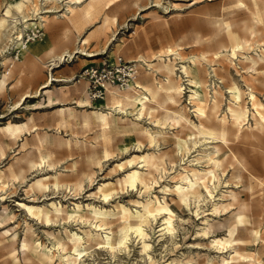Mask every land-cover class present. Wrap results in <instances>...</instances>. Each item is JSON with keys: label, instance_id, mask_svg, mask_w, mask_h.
<instances>
[{"label": "rangeland", "instance_id": "1", "mask_svg": "<svg viewBox=\"0 0 264 264\" xmlns=\"http://www.w3.org/2000/svg\"><path fill=\"white\" fill-rule=\"evenodd\" d=\"M36 1L41 8L39 12L51 9L53 13L46 14L50 16L46 27L24 32V40L32 43L38 53L53 47L56 56L64 55L65 51H70L72 56L65 55L64 60L51 61L49 57L42 59L40 54L34 69L27 63L31 57L29 53L17 59L19 51L14 46L17 29L11 30L10 27L8 35L0 39V76L13 65L15 71L7 80L5 93L0 96V264H24L20 244L27 225L33 227L39 242L52 247L54 260L46 264L58 261L61 264H209L211 258L220 255L218 246L212 242L215 238L230 241L223 254L232 259V264H264V138L254 134L248 124L243 127V136L230 144L232 152L244 164L240 161L232 163L228 159L224 175L220 172L221 183L214 192L216 199L221 191L243 189L241 200L249 204L245 212L247 217L244 223L236 225L231 218L236 205L213 213V201L203 188H200L203 197L199 200L178 196V180L173 176L185 166H206V160L197 157L205 144L203 138L195 147L190 143L191 149L182 155L177 152L173 136L158 137L156 144L151 145L142 134L145 128L157 129L152 120L159 118L165 121V128L177 132L178 125L166 119L167 110L175 107L173 103H167V107L156 105L151 119L146 116L138 119L136 112H131L120 119V126L105 128L95 116L104 110L108 102L107 92L103 98L90 99L89 105L78 102L85 99V94L89 95L87 81L79 78L86 68L95 65L112 70L117 65L121 68L127 66V69L134 66L137 74L127 79L128 84L152 83L164 74L157 71V60L149 69L142 58L151 60L154 55L164 54L165 48L173 47L177 41L183 47L184 64H189L188 59L193 55L205 56L202 77L209 84L220 85L228 97V80L222 83L219 76L209 74L211 66L218 67L220 60L216 57L221 51L219 41L222 40L217 20L234 23L232 30L247 37V28L255 25L251 12L258 15V27L264 30L262 3L241 0L245 3L243 6L240 0H111L109 9L102 8L98 15L83 19L67 34L68 22L54 16L65 11L66 0L56 3ZM10 2L0 0V18ZM28 13L32 14L31 10ZM176 62L184 87L179 106L188 102L189 87L179 69L183 64L181 59L178 57ZM242 67L237 68L247 82L233 68H230V74L243 90V105L252 108L248 87H252L255 100L264 103V86L260 82L252 83ZM47 82L51 84L42 88ZM109 90L134 93L129 85L125 89L111 87ZM29 91L33 93L27 96ZM143 95L145 93L139 96ZM189 116L198 123L192 108ZM183 135L187 139H197V134L187 128H183ZM104 146L109 149L108 157ZM157 148L167 153L168 158L164 159L166 172H155L147 181L149 189L120 183L132 168L142 164L137 160L129 165L130 159L157 151ZM222 153H228L226 146H223ZM41 156L49 157L53 167L43 163L32 169L25 168L24 178L13 173L15 165L21 162L18 161L20 158L39 162ZM55 171L63 174L62 181L66 185L81 181L82 189L77 194L69 188H50L44 193L26 191L33 178ZM99 187H103V191L93 194ZM103 193L109 194L107 199ZM149 196H156L162 204H167V210L150 222L147 237L143 240L129 225L137 222L138 204L135 201H143ZM51 202H59L64 208L55 222L43 221L37 213L30 214L24 207L47 206L51 210ZM3 207L7 210L3 211ZM123 208L132 215L126 216L127 211L124 212ZM8 213H13V218H5ZM169 217L172 232L163 229L164 220ZM206 218H214L215 225L204 233L203 220ZM233 226L236 229L229 235ZM84 231L99 233L100 241L109 244L87 243ZM67 232L81 237L76 245L77 251L73 249L75 241L68 240ZM15 233L14 251L10 248V241ZM55 237L63 241V246ZM110 244L115 246L113 252L108 248Z\"/></svg>", "mask_w": 264, "mask_h": 264}, {"label": "bare ground", "instance_id": "2", "mask_svg": "<svg viewBox=\"0 0 264 264\" xmlns=\"http://www.w3.org/2000/svg\"><path fill=\"white\" fill-rule=\"evenodd\" d=\"M49 1L56 3L59 0ZM257 1L261 2L264 8V0ZM111 3V0H66L64 2L65 11L58 15L54 13V16L55 18H64V21L68 22L67 26L66 24L64 25L66 26L65 32L68 34L72 26L78 25L83 19H91L93 16L98 15L102 8L109 9ZM240 3L245 6L243 1L240 0ZM6 7L8 8L0 18V39L2 36L8 35L7 31L10 27L11 30L17 29L14 46H16V50L19 51L18 60L21 59L20 56L25 57V55L29 53L31 57L27 60V63H29L31 68L35 69L37 67L36 60L40 54L42 59L49 57L52 58L51 61L64 60L65 55H68L69 58L72 56L70 51H65L64 55L56 56L53 47L44 48V50L38 53L37 50L32 47V43L24 40V32H28L31 29L36 30L40 26L46 27V23L49 22L48 18L50 17L46 14L53 13V10L46 9L43 12H39L41 8H39L36 0H11L9 6ZM27 8L29 9L28 11L31 10L32 14L29 15ZM54 8L56 7H52V9ZM251 14L255 25L253 24L247 28V37H241L235 30H232L234 23H227L222 21V19L217 20V26L219 27V34L222 40L219 41L221 44V51L216 53V57L220 60L218 67L211 66L209 74L213 73L214 76H219V80L222 83H226L228 80L226 86L228 97L225 96V91L220 85L215 82L209 84L208 80L202 77L201 73L204 72L203 61L207 60L205 56L200 57L193 55L188 59L189 64H184L186 63V58L181 55L183 47L182 44L177 41L173 47H166L164 54L154 55L151 60L142 58L149 66V69L153 68L155 65L154 61L157 60L159 63L157 71L164 74L162 78L156 77L154 82L143 85L131 82L129 88L133 89L134 93L121 94L115 90L111 91L108 88V102L104 110L100 111L95 116L96 121L105 128L114 127L120 126V119L124 116H128L131 112H136L138 119L145 116L151 119L153 112L156 111V105L167 107V103H173L175 107H173L171 111L167 110L166 119H170L173 124L178 125V131L175 133L169 131V129L165 128V121L159 118L154 121L152 120V122H155L154 127L157 129L145 128L142 134L151 145L156 144L158 137L167 138L173 136L176 139L177 152L182 155L191 149L189 146L190 143L195 147L200 139L203 138L205 142L203 146L205 147L202 146L201 152L197 154V157L198 159H205L206 166L201 168H188L185 166L183 170L178 171L177 174L173 176V178H177L178 180V185L176 186L178 196L193 197L199 200L203 197L200 191V188H203L207 196L213 201V213L220 209L226 210L236 205V210L231 214V218L235 220L236 225L244 223L247 217L245 212L248 210L249 204L241 200L240 192L243 189L221 191L216 199L214 192L221 183L220 172L224 175V165L228 159H230L232 163L240 161L239 157L232 152L230 144L231 141L238 140L243 136L244 125L248 124L254 134L261 139L264 138V103L257 102L252 87H248V95L252 101V108L243 105V90L232 80L230 74V68H233L235 72L239 74L237 67L242 65V68L248 76H250V81L252 83L260 82L262 86H264V30L258 27L260 23L258 15L255 12H251ZM62 24H64V22ZM64 34L66 36V33ZM84 42L85 39H83V43ZM39 48L41 47L39 46ZM77 52L78 51H75V53ZM178 57L183 63L179 69L186 77L189 87L188 102L183 105L180 104L179 106L178 101L183 97L184 87L181 83V77L178 76V66L176 64L178 63L176 62ZM12 62L14 63L13 60ZM4 63H6V60ZM13 67L14 65L12 68ZM12 68H10L7 73L3 72L0 76V96L5 93L9 76L13 75L15 72ZM241 77L247 82V79L242 75ZM49 84L51 83L47 82V84L42 85V88L48 87ZM30 93L33 92L29 91L26 95L28 96ZM141 93H145V95L139 96ZM89 101L90 97L87 93L85 94V99L78 102L80 105H89ZM188 105L191 107H188ZM191 108L198 123L193 121L189 116ZM124 126L126 127V125ZM183 128L194 131L197 134V139H187L183 135ZM14 130H18V128H14ZM223 146L228 148V153H222ZM103 150L108 157L110 152L107 146H104ZM165 158H168L167 153L157 148V151L147 152L130 159L127 162L129 165L137 160H140L142 164L137 168H132L122 178L120 183L128 184L130 187L140 185L145 189H149L147 181L153 177L154 173L166 172L164 163ZM18 161L21 162L15 165L13 173L19 178H24L25 168L32 169L36 166H41L43 163L47 164L50 168L53 167V161L47 156H41L39 162L32 158L24 157L20 158ZM240 162L244 164V161ZM120 166L122 167L123 164ZM62 175L61 172L55 171L54 174L37 176L27 184L26 191L44 193L50 188L54 190L69 188L73 193L77 194L82 189L83 185L81 181H76L73 185H66L62 181ZM231 176H233V174H231ZM238 181L240 182V180ZM102 191L103 187H99L98 191L93 194L97 195ZM102 195L104 199H107L109 196V194L106 193ZM135 202L138 204L137 222L135 224H130L129 228L144 240L147 237V227L150 225V222L155 220L160 213L167 210V204H162L156 196H149L143 201ZM24 207L30 214L37 213L40 219L46 222H55L64 211L63 205L59 202H51L49 204L51 210H48L47 206L37 208L31 205H24ZM76 207L80 208V205L76 204ZM123 209L124 212L127 211L125 212L126 216L132 215L130 211L125 208ZM6 210L7 208L3 207V211ZM1 215L0 213V216ZM13 215V213H8L5 218H13ZM164 221L165 226L163 229L167 232H172L173 225L170 217ZM203 224L204 227L202 231L206 233L207 230L215 225L214 218L204 219ZM235 229V226L230 228L229 235H232ZM7 232H9V230H7ZM84 233L87 243L97 241L98 244H109L108 242L100 241L101 235L99 233H92L91 231H84ZM67 238L69 241H75L73 249L77 251L76 245L79 240H81V237L77 233L67 232ZM57 241L60 246H63L62 240L57 238ZM15 242L16 233L10 241V248L14 251L16 250ZM212 242L218 246L220 255L211 258L209 264H232V259H228L223 254L226 252L225 248H227L230 241L223 238H215ZM108 248L112 252L115 250L113 244H110ZM20 251L24 264H46V262H53L54 260L52 247H47L44 243L38 241L31 225H27L26 227L24 237L21 240ZM56 264L61 263L58 261Z\"/></svg>", "mask_w": 264, "mask_h": 264}, {"label": "built area", "instance_id": "3", "mask_svg": "<svg viewBox=\"0 0 264 264\" xmlns=\"http://www.w3.org/2000/svg\"><path fill=\"white\" fill-rule=\"evenodd\" d=\"M136 70L134 66L127 69V66L121 68L117 65L116 69L109 70L107 67L92 65L83 70L79 78L87 81L90 99L97 100L104 97L108 88L128 87L127 79L137 74Z\"/></svg>", "mask_w": 264, "mask_h": 264}]
</instances>
